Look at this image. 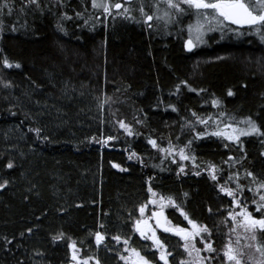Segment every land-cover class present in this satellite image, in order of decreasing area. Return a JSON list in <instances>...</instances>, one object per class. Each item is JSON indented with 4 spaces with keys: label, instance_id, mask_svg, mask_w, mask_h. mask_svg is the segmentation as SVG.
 <instances>
[{
    "label": "trees",
    "instance_id": "16d2710c",
    "mask_svg": "<svg viewBox=\"0 0 264 264\" xmlns=\"http://www.w3.org/2000/svg\"><path fill=\"white\" fill-rule=\"evenodd\" d=\"M82 2L88 4L85 18L94 14L103 22H96L95 28L91 21L77 27L83 19H74L64 22L67 34L57 29L59 13L84 11ZM41 4L43 13L28 10L22 16L20 0H15L11 14L0 9L5 22L0 34V182L10 181L0 189V264H70L71 240L77 241L82 257H97L101 264H125L119 259L123 243L116 244L111 236L135 233L130 226L139 216V205L154 198L149 185L158 197L173 196L191 218L207 224L219 252L233 226L230 218L227 224L223 218L239 208L204 168L208 162L219 165L221 183L229 171L239 170L240 183L249 185L245 169L264 180V137H241L246 158L232 141L215 136L195 139L191 151L199 168L179 157L176 162L171 156L164 158L149 140L182 147L193 139L194 132L187 127V120L194 119L190 110L201 116L222 111L237 120L252 115L264 128V41L245 26L240 29L243 35H210L206 46L190 53L184 49L183 32L167 34L161 26L150 29L142 21L100 15L88 0H69L66 9L56 0H41ZM132 4V14L140 20L138 7ZM25 22L28 26L20 27ZM12 25L18 30H10ZM4 55L21 67L4 66ZM6 80L12 86L5 87ZM184 80L197 91L181 84ZM230 88L235 95H227ZM214 97L223 100L219 108L206 102ZM121 120L133 126L134 135L119 127ZM38 127L40 136L32 131ZM204 129L197 124L196 130ZM109 135L117 139L98 142ZM133 151L143 163L129 159ZM231 156L240 163L232 161L229 169L223 161ZM9 161L11 169L6 167ZM113 161L125 170L115 168ZM180 163L187 165L185 173H179ZM196 171L201 174L195 175ZM251 196L246 187L243 197L257 214ZM167 214L173 224L188 226L177 208H168ZM98 230L109 234L99 246L93 235ZM61 231L65 238L52 242ZM157 231L169 250L175 248V256L184 255L179 237ZM149 243L138 233L131 235L133 246L153 264H163L152 254L155 250L147 249Z\"/></svg>",
    "mask_w": 264,
    "mask_h": 264
},
{
    "label": "snow or ice",
    "instance_id": "6c2138e0",
    "mask_svg": "<svg viewBox=\"0 0 264 264\" xmlns=\"http://www.w3.org/2000/svg\"><path fill=\"white\" fill-rule=\"evenodd\" d=\"M57 5L62 8L70 7L69 0H56ZM90 7L93 10H98L100 15H106L109 17H120L122 19H129L137 22H144L148 28L159 30L160 25L155 24V21H160L163 27L167 29L170 25H180L178 31L186 29L187 39L185 41V47L191 51L198 45L205 44L206 37L209 33L219 31L221 34L225 30L236 32L238 35H243L241 28L247 26L252 28L260 36V39L264 41V0H150V3H145V0H139L138 11L140 14V20L136 15H133V4L132 0H88ZM164 6L163 9L161 6ZM34 6V8H33ZM15 7V0H3L0 3V9H6L8 14L12 13V9ZM81 7L84 11L73 10L70 14L69 11L65 10L59 13L56 27L62 32L67 34V28L65 21H73L74 19H83V25H77V27L87 26L91 21L92 28H95L96 22L99 21V17L90 15L85 18V11L87 10L88 4L83 3ZM28 10L39 11L43 13L45 7L41 4V0H20L19 13L21 16ZM184 17H188L192 22H186ZM194 17V19H193ZM103 22V21H99ZM4 20L0 18V34L5 31ZM232 25L239 27L232 28ZM27 22L21 24L20 27H27ZM10 30H18L16 25H12ZM3 49H0V53ZM219 59V57H217ZM2 64L7 68H20L21 64L18 61H11L6 55L3 56ZM181 84L187 85L192 91L191 85L186 80L181 81ZM4 86H12L11 80L4 81ZM246 87V85H245ZM177 92H179L180 84L176 85ZM199 91H206L200 89ZM228 96H233L235 93L232 89H228ZM212 105L219 108L223 105V100L220 97H214L210 101ZM168 107L176 110L175 105H168ZM191 115L194 119L187 120V127L194 132L193 139H189L182 147H177L169 141L167 147L161 146L157 143L156 139H150L149 143L153 148H157L160 152L165 154L164 158L171 156L173 162H176L177 157L180 161H191L195 168H199L200 165L196 163V156L191 151L193 140L200 139L203 137L215 136L226 141H232L235 145L241 147L243 151V141L241 137L256 135L264 137V128L261 127L260 123L253 118L252 115L241 117L239 120L234 116H230L226 112H218L215 116H201L194 110H190ZM222 117H227V120H222ZM211 121V124L209 123ZM119 127L123 129L127 135H134L133 126L125 123L124 121H117ZM197 124L204 125V130H196ZM209 129H212L211 131ZM37 136H40L42 129H32ZM49 139L48 137H43ZM91 139L95 140L96 137ZM117 139V137L109 135L101 137L100 141L103 144H108L110 141ZM229 145L224 144L227 148ZM247 153L243 151V157L246 158ZM138 159L143 163V159L138 153L130 152L129 159ZM232 161L240 163V159L235 156L229 157L228 160L223 161L224 164L228 165L229 169L232 167ZM115 168L125 170L119 163L112 162ZM8 169L13 168V162L9 161L6 164ZM186 164H178L179 173H185ZM210 178L217 182L216 186L227 196L232 197L233 203L239 208V211L230 210L227 212L226 217L223 218V223L227 224L229 218L232 222V227L228 229L226 236L227 242L219 250L214 247V241L212 240V229L204 223L198 222L193 219L184 210V208L177 203L173 196L160 195L157 198V193L149 185V191L154 197L150 201L140 204L138 211L139 216L134 218L131 224V229L135 230V233L139 234V238L144 241H150L146 245L148 250H155L152 254L158 255V260L162 261L163 264H173L170 257L175 259L176 264H264V241L261 237L264 236V180H261L254 172L245 169L244 176L250 178V184L244 185L240 183L241 173L237 171H229L224 182H220L221 174L223 169L219 165L208 162L207 167L204 168ZM200 171H196L195 175L199 176ZM151 179V178H149ZM10 181L4 179L0 182V189H4ZM235 184V187L231 186ZM248 188V191L252 193L250 203L255 206L256 215L253 211L249 210L248 204L249 199L243 197L244 189ZM185 197L188 193L183 194ZM243 198V200H242ZM149 204L159 205V208H153L150 214L146 213ZM166 205H172L177 208L184 216V219L191 227H184L181 224H173V222L167 217L164 212ZM209 211L212 209L209 207ZM99 228L103 229L104 224L101 222ZM162 229L164 233L174 234L180 238L181 243L179 247L183 250L184 255L177 257L174 255L175 248L169 250V244L165 243V240L158 234L157 229ZM27 232L31 233L32 228H27ZM131 233L127 236L119 233L111 236V239L116 244L123 243L124 251L119 253V259L124 261L125 264H153V260L131 244ZM24 235L23 232L20 233ZM95 244L101 245L108 239V235L105 231H95L93 233ZM64 232H57L52 236V242L61 241L65 238ZM233 236L235 240H233ZM7 243H10L8 237H4ZM199 241V244H198ZM71 249V260L70 264H89V261L94 260L95 264H101V261L97 257H82L81 249L77 244L76 240H71L69 244ZM105 247L107 245L105 244ZM114 249L108 248V251ZM125 252L127 254H125ZM205 253L215 255H205ZM222 253L223 259L220 258ZM41 255L43 253H40ZM258 254V256H257ZM22 264V261H21Z\"/></svg>",
    "mask_w": 264,
    "mask_h": 264
},
{
    "label": "rangeland",
    "instance_id": "374dc122",
    "mask_svg": "<svg viewBox=\"0 0 264 264\" xmlns=\"http://www.w3.org/2000/svg\"><path fill=\"white\" fill-rule=\"evenodd\" d=\"M133 1V0H132ZM132 3H135V5L137 6V7H139V0H134ZM149 3H150V0H149ZM163 5L161 6V8L163 9ZM193 19H194V17H193ZM184 20L186 21V22H192L191 20H189L188 19V17H184ZM155 24H159L161 27H163V24H162V22H160V21H155L154 22ZM176 26H178V27H176ZM170 27H176V28H180L181 26L180 25H170L167 29H168V31H167V34H172V33H176V32H180V31H176V30H174V29H171ZM169 28H170V30H169ZM166 29V30H167ZM181 32H183V33H186V29L185 30H183V31H181ZM210 34H212V33H209L208 35H207V37H206V41H208V36L210 35ZM222 35H225V34H222ZM221 35V36H222ZM207 44V42L205 43V44H202V45H198L196 48L198 49V48H200V47H202V46H204V45H206ZM155 198H157L158 199V196L157 197H155ZM170 207H174V206H172V205H166L165 206V208H164V212H165V214L167 215V217H168V214H167V209L168 208H170ZM153 208H159V205H151V204H149V207H148V209H146V213L147 214H150V212H151V210L153 209ZM169 218V217H168ZM170 219V218H169ZM171 220V219H170ZM187 227H191L189 224H188V226ZM159 229V228H158ZM157 229V230H158ZM257 256H258V254H257Z\"/></svg>",
    "mask_w": 264,
    "mask_h": 264
},
{
    "label": "flooded vegetation",
    "instance_id": "af4514ba",
    "mask_svg": "<svg viewBox=\"0 0 264 264\" xmlns=\"http://www.w3.org/2000/svg\"><path fill=\"white\" fill-rule=\"evenodd\" d=\"M176 27H178V26H176ZM231 27H232V28H236V27H239V26L232 25ZM173 28H175V27H171V29H173ZM213 34L218 35V37H219L220 35H222L219 31L212 32V34H210V35H213ZM223 34H225V35H230V34H231V35H234V34H237V33L226 29L225 32H224ZM210 35H209V36H210ZM209 36H208V39H209ZM184 37H185V39H184V43H183V45H184V49H185L187 52H190V53L196 51L197 48H195V49L189 51V50L185 47V41H186V39H187V34H186V33H184ZM207 44H208V41H207ZM207 44H206V45H207ZM206 45H204V46H206ZM204 46H202V47H204ZM200 48H201V47H200ZM253 214H254V213H253ZM254 215H256V214H254Z\"/></svg>",
    "mask_w": 264,
    "mask_h": 264
}]
</instances>
